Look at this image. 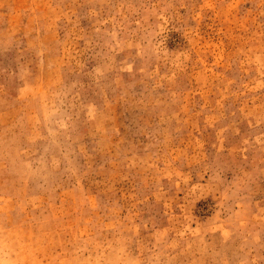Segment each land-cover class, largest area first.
Instances as JSON below:
<instances>
[{"label":"rangeland","instance_id":"obj_1","mask_svg":"<svg viewBox=\"0 0 264 264\" xmlns=\"http://www.w3.org/2000/svg\"><path fill=\"white\" fill-rule=\"evenodd\" d=\"M0 264H264V0H0Z\"/></svg>","mask_w":264,"mask_h":264}]
</instances>
